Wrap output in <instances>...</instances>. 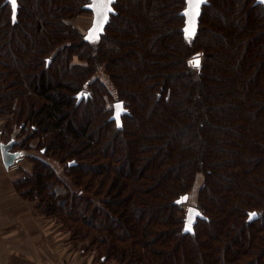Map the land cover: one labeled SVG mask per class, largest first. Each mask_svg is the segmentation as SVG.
<instances>
[{"label": "trees", "instance_id": "obj_1", "mask_svg": "<svg viewBox=\"0 0 264 264\" xmlns=\"http://www.w3.org/2000/svg\"><path fill=\"white\" fill-rule=\"evenodd\" d=\"M226 1L227 8L221 0L206 1L189 40L186 0H116L117 12L101 39L89 42L83 33L74 35L69 22L91 13L84 8L89 0H35L33 6L17 0L15 11L9 0H0V114L18 112V120L25 115L27 140L39 137L43 152L30 157L38 170L23 177V190L28 197L40 194L43 209L61 206L65 216L96 230L91 243L104 262H137L133 242L121 244L118 237L132 232L143 242L145 262L149 254L147 264H240L245 252L264 264V4ZM201 54L193 79L188 61ZM86 87L92 93L78 102L76 94ZM107 100L124 102L121 127L109 118L114 107ZM63 128L90 141L74 144ZM15 151L22 162L25 151ZM61 151L76 156L71 178L81 192L56 198L48 188L56 185L48 159ZM199 174L207 178L199 190L205 215L199 219L209 222L219 211L230 224L237 213L239 230L247 229L240 230L247 237L242 247L234 249L236 240L222 251L205 249L196 228L185 231L178 199L193 191ZM220 188L230 200L215 204L211 194ZM252 211L258 213L255 221L249 220ZM214 235L219 243L233 239ZM151 239L172 248L159 255ZM252 242L261 248L252 252L246 247ZM176 249L181 257L170 253Z\"/></svg>", "mask_w": 264, "mask_h": 264}, {"label": "rangeland", "instance_id": "obj_2", "mask_svg": "<svg viewBox=\"0 0 264 264\" xmlns=\"http://www.w3.org/2000/svg\"><path fill=\"white\" fill-rule=\"evenodd\" d=\"M229 3L230 1L221 0L220 6L221 8H227ZM34 4H36L35 0H31V5L33 6ZM32 8L33 7H30V9ZM209 15H213V14L209 13ZM69 22H71L72 25L74 26L73 28L71 27L72 33L74 35H77L78 32H80L83 33L85 36L88 28L92 24V16L90 13H85V12L76 14L72 19L69 20ZM204 33L205 31L202 32V34ZM60 48L61 46L57 47L52 52V54L53 55L56 54ZM195 56L197 55H193L191 58ZM200 56L202 62L204 60L205 55L201 54ZM50 75L52 76L53 72ZM191 75L193 79H198L199 77L198 71H196V69L192 67H191ZM84 89L89 90L90 94L92 93V89H88V87ZM84 97L86 96H82L81 99H78V102L81 101ZM106 106L114 107V104H112V102L107 100ZM17 107H18V103H17ZM84 110L85 108L84 109L81 108L78 109V112L80 113L83 112ZM89 112L92 113L93 110ZM14 114L16 115V118L14 124H12L11 119H13ZM113 114L114 112L109 118L115 120L112 118ZM123 115L124 113L121 115V125L117 123V125L120 127L123 124ZM18 117H19L18 112L17 114L16 112L11 114H0V145L1 143L8 142L13 139L12 141L16 142V146L15 147L13 146L11 151L18 150V148L19 149L22 148L25 151L24 154L26 155V157L22 159L23 160L22 162L20 161L21 160L20 159L19 161H15L13 165L11 164L9 166H5V164L2 161V156L0 153V159L2 161L1 163L4 166L3 168V166L1 165L0 178L3 177L2 179L3 181L1 180L0 182V193L3 191L5 194V196L0 201V264H40L39 255L41 254L42 251H45V247L49 249L48 254L50 253L52 256L59 253V254H64V256H62V258H64L67 257L68 254H72L70 256L74 257L75 253L82 255L92 253L94 254L95 257L94 264H120V261L113 257L109 258L106 262H104V260L100 258L99 255L100 254L102 255V252L101 251L98 252V250L91 243L92 232H96V230L92 229L91 227H87V225L84 224V221H81L79 219L80 223L75 222L74 220H72L71 217L65 216L66 213L65 211H63L64 209L60 205H59L60 210L58 211H57L58 207H56L55 211H51V212L47 211V208L43 209L42 207H44V205H40V198H41L40 194L35 195L33 197H28L27 195H25L26 192L25 190H23L25 184L22 180L23 177L25 176L31 177L38 170V166H36L35 162H33V160H31L30 157H33L35 159L43 157L42 154L43 152L40 151L42 149H40L41 139L39 137L32 140H27L29 133L28 132L26 133V130L30 132L29 129L31 128L29 123H27L26 126L22 125L24 123H21L25 115L19 120ZM20 127H22V129ZM75 127L78 129V131L82 130V123L80 122V120L76 122ZM61 131L64 133V136L66 135L68 136L67 140H70V142H73L74 144H78L80 138L86 141L87 143L90 141V139H88L87 134L80 135L79 133H75V135H73L72 133H69L65 128H63V130ZM55 132H56L55 129L50 130L48 135L53 136ZM60 137H61L60 135L56 136L57 139H60ZM44 139L45 137L43 138V141L45 143ZM22 143L23 145H21ZM25 144L28 145V148L24 146ZM96 146L97 143L95 144V147ZM66 154L67 153L65 152L63 153V151H61L56 153L55 159H48L46 157L49 160V163L52 164L51 169L56 181V183L54 182V184H56L55 186H52V188H50V186L48 185V188L50 193L54 192L55 195H57L55 196L53 194L56 198L60 196H64L67 193L69 194L70 192H72V194L75 193L80 194L81 192L80 188L75 187L73 185L71 178V176L74 175L73 173H71L73 170L72 166L74 165L75 162H77L76 156L75 155L67 156ZM85 160L86 159H83V161ZM112 175H114V173ZM107 178H109V176ZM205 179L207 178H205L204 175L199 174L196 179L195 187L193 191H191L189 194L188 200L178 203L179 205L178 207L180 210L179 213L182 214L184 218L186 217V212L190 205H194L200 209L198 202L201 203L199 198L202 195V193L199 192V190L201 191L200 188ZM9 185L11 187V190H8ZM221 189L222 188H220L219 191L214 190V193L211 192L212 200L214 201L215 204L221 201L220 198L224 199L225 201L230 200L228 196L225 195V193H222ZM96 196L98 195L96 194ZM5 198H8L10 201L8 204H5L4 206L3 199ZM110 198L114 199V196H111ZM96 199L97 201H99L98 200L99 198L96 197ZM4 207H6V209L10 207L11 210H14L15 207L16 209V211H14L15 214H13L12 213L13 211H11L9 215V213L5 211ZM76 211L79 213L81 212L79 209H76ZM216 212H214V214L212 213L211 215V219L213 218V220L208 222L198 218L197 222L194 225V230L196 228L198 232H200V239L206 242L205 246L202 244L204 248L205 249L209 248V250L217 249L218 251L220 250L222 251L223 250L222 247H224L225 249L226 246L229 247L231 245H236V240H238L239 243H237V246H234V249H236L238 245L242 247V245L246 243L245 238H247L246 237L247 229L246 227H241L240 230L243 231V229L245 228L246 233L240 232L239 230L240 219L236 216L238 214L235 213L232 218H229V222H231L229 224L226 222L223 223L222 221L224 219L223 213H219V211ZM117 215L118 214L113 213L115 219ZM76 217L77 216H74V218ZM30 218H31L30 221L31 224L25 226L26 221L27 220L29 221ZM257 219H258V213L256 211H252L249 214V220L255 221ZM241 224L243 225L242 221ZM83 225L85 228L81 227ZM218 227L219 229H217ZM221 227L223 228L222 230ZM125 230H131V229H125ZM129 233L130 234H123L121 236H118V234L115 235L123 238V240L120 241L121 244H124L126 242V245H128L132 241L133 242L132 244L135 245L136 249L138 250L137 252L138 254L136 255L137 262H135L134 264L149 263L147 262L149 254L147 253V259L145 262L144 256L146 252H142V248H140V245L143 244V242L141 240L136 239L135 233L132 232ZM218 233L227 234L228 237L226 239L229 238H233V239L224 241V243L223 241L219 243V241L214 240L212 236L213 234L218 235ZM150 237L153 238L152 236ZM150 242L155 243V240L151 239ZM163 242L164 241L157 244L156 241L155 243L161 250V253L159 255L166 253L172 248L171 247L172 245H168V244L165 245L163 244ZM214 245H216V247L213 248ZM261 245H262L261 243L257 244L256 242L255 243L252 242L251 245L247 244L246 247L247 246L249 248L251 247L252 249L250 250L254 252L259 250V248H261ZM194 247L197 248V250L199 249L198 244H195ZM30 250L32 252H30ZM181 252H182L181 250L176 249V250H172L170 253H174L176 254L177 257H181ZM30 253H32L34 256L32 261H29L26 258L27 256H29ZM142 253L144 254V256L142 255ZM250 254L251 252H245L240 257V261H239L240 264H244V263L253 264L254 263L253 259L255 258L250 257ZM159 255H154V256L159 257ZM199 255L201 254L199 253ZM159 258L161 259V263L164 262L162 257ZM128 262L126 264H130ZM223 262L228 263V259L225 256L223 257ZM202 264H206V263L203 262ZM257 264H262V259L260 258V256L259 258H257Z\"/></svg>", "mask_w": 264, "mask_h": 264}, {"label": "water", "instance_id": "obj_3", "mask_svg": "<svg viewBox=\"0 0 264 264\" xmlns=\"http://www.w3.org/2000/svg\"><path fill=\"white\" fill-rule=\"evenodd\" d=\"M207 0H202L201 3L197 4H190L189 0H186V7L183 9L182 14L185 15V25H184V32L185 36L191 40L197 33L198 25H199V18L202 12V6L206 3ZM264 4V0H257ZM116 0H112L110 7V11L107 12L106 19L103 21L102 25L98 22V17L96 13L93 11V7L91 4V0L84 5L86 9H89L93 13L92 24L88 28L84 38L86 41L89 42H96L101 39L102 34L105 32V28L111 19V15L115 14L117 11L114 8V3ZM199 61V65H196V61ZM189 64L192 68H195L196 71H200L202 62L201 56L197 55L191 59H189ZM84 94L88 95L89 91L84 89L79 92L78 97L81 98ZM123 113H127V109L124 106V102L122 100L116 101L114 103V114L112 116L113 119L117 121L119 125H121V115ZM13 141H8L1 143L0 145V153L2 156V161L5 166H9L13 164L15 161H19L20 157H17L19 154L18 152L11 151L13 148ZM189 198V194H185L183 197L178 199L179 202L187 201ZM205 215L203 212L196 206L190 205L186 212L185 217V231H193L194 225L197 222L198 218H204Z\"/></svg>", "mask_w": 264, "mask_h": 264}, {"label": "crops", "instance_id": "obj_4", "mask_svg": "<svg viewBox=\"0 0 264 264\" xmlns=\"http://www.w3.org/2000/svg\"><path fill=\"white\" fill-rule=\"evenodd\" d=\"M1 162L2 161L0 159V172H1V165L3 166V164ZM3 168H4V166H3ZM2 179H3V177L0 178V182H1ZM8 190H11L10 185H9V189ZM4 196H5V194L2 191L0 193V201L2 200V198ZM9 201L10 200L8 198L3 199L4 206H5V204H8ZM4 209H5V211L7 213H9V215H10L11 211H13L12 212L13 214H15L14 211H16L15 207H14V210H11L10 207H8L7 209H6V207H4ZM30 221H31V218L29 219V221L28 220L26 221V225L25 226L30 225L31 224ZM30 252H32V251L30 250ZM48 252H49V249H47L45 247V251H42L41 254L39 255L40 264H94L95 263V257H94V254H92V253L91 254H85V255L75 253L74 254L75 258L73 256L72 257L70 256L72 254H68L67 257L62 258V256H64V254L57 253L58 255L56 254V255L52 256L50 253L48 254ZM26 258L29 261H32L34 256H33L32 253H30L29 256H27Z\"/></svg>", "mask_w": 264, "mask_h": 264}, {"label": "snow or ice", "instance_id": "obj_5", "mask_svg": "<svg viewBox=\"0 0 264 264\" xmlns=\"http://www.w3.org/2000/svg\"><path fill=\"white\" fill-rule=\"evenodd\" d=\"M11 5L13 6V10L15 11L16 0H9ZM202 0H189L190 4H199ZM112 0H91V4L93 7L94 13H96L98 17V22L102 25L103 21L106 19L107 12L110 11V5ZM196 65H199V61L197 59Z\"/></svg>", "mask_w": 264, "mask_h": 264}, {"label": "flooded vegetation", "instance_id": "obj_6", "mask_svg": "<svg viewBox=\"0 0 264 264\" xmlns=\"http://www.w3.org/2000/svg\"><path fill=\"white\" fill-rule=\"evenodd\" d=\"M90 11H91V10H90ZM90 14H91V16H92V18H93V13H92V11H91ZM105 29H106V28H105ZM84 39H85V38H84ZM83 90H84V89H83ZM86 90H87V89H86ZM81 91H82V90H81ZM81 91H80V92H81ZM88 91H89V90H88ZM78 94H79V93H77L76 97H77L78 99H81V98L78 97ZM89 95H90V91H89V94H88V95L84 94L83 96L88 97ZM119 101H120V100H119Z\"/></svg>", "mask_w": 264, "mask_h": 264}, {"label": "built area", "instance_id": "obj_7", "mask_svg": "<svg viewBox=\"0 0 264 264\" xmlns=\"http://www.w3.org/2000/svg\"><path fill=\"white\" fill-rule=\"evenodd\" d=\"M13 165V164H12ZM15 166H16V164H15Z\"/></svg>", "mask_w": 264, "mask_h": 264}]
</instances>
